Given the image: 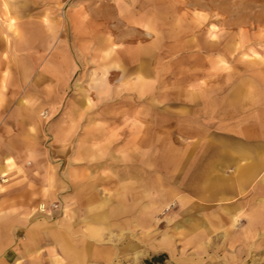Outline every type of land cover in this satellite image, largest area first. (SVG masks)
Listing matches in <instances>:
<instances>
[{"label":"crops","instance_id":"1","mask_svg":"<svg viewBox=\"0 0 264 264\" xmlns=\"http://www.w3.org/2000/svg\"><path fill=\"white\" fill-rule=\"evenodd\" d=\"M159 47L111 43V0H0V264L261 242L264 95Z\"/></svg>","mask_w":264,"mask_h":264},{"label":"rangeland","instance_id":"2","mask_svg":"<svg viewBox=\"0 0 264 264\" xmlns=\"http://www.w3.org/2000/svg\"><path fill=\"white\" fill-rule=\"evenodd\" d=\"M155 40L168 59L165 74L212 56L228 62L223 65L233 75V83L222 85L233 87L236 77L244 90L254 87L264 95V0H111V43L136 49ZM51 209L56 204H42L36 213L50 217ZM137 245H121L111 264H264V237L235 252L225 248L189 257Z\"/></svg>","mask_w":264,"mask_h":264},{"label":"bare ground","instance_id":"3","mask_svg":"<svg viewBox=\"0 0 264 264\" xmlns=\"http://www.w3.org/2000/svg\"><path fill=\"white\" fill-rule=\"evenodd\" d=\"M76 246H78V245H76ZM63 260H64V259H63ZM87 263H89V262L87 261ZM87 263H86V264H87Z\"/></svg>","mask_w":264,"mask_h":264}]
</instances>
